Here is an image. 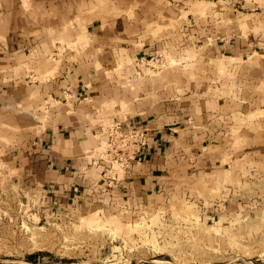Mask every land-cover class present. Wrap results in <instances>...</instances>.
Wrapping results in <instances>:
<instances>
[{
	"label": "crops",
	"instance_id": "1",
	"mask_svg": "<svg viewBox=\"0 0 264 264\" xmlns=\"http://www.w3.org/2000/svg\"><path fill=\"white\" fill-rule=\"evenodd\" d=\"M56 1L61 0H33L44 12L55 15L46 22L57 25L59 32V26L64 27L69 19L71 0L64 2L68 10L59 13ZM189 2L195 1L156 0L153 8L150 4L153 12L148 17L149 10L144 8V14L136 12L135 21L118 17L106 26L92 25L91 32L105 48L77 61L64 59L59 66H51L55 74L50 79L36 84L21 81V71L47 72L50 41L44 39L34 46L27 34L0 29V38H4L0 40V117L18 131L11 140L12 164L24 174L21 179L33 203L58 216L82 219L94 215L106 220L123 214L127 219L134 214L187 209L192 210V218L196 213L204 232L220 235L224 231L239 205L225 200L231 194L222 163L242 154V149H233L238 131L235 118L256 113L264 118V55L247 63L253 50L241 38L202 45L200 58L223 62L232 75L229 83L217 82V94L211 89L215 80L211 83L210 77L193 87L182 86L176 78L164 86L136 81L129 89L117 88L114 76L111 80L103 77L119 59H137L150 50L146 45L136 48L146 44L141 23H148L151 15L187 13ZM188 21L186 32L210 31L194 27L193 19ZM39 31L43 29L28 32ZM57 32L45 34L55 38ZM18 72V80L13 81ZM107 98L118 102L115 112L121 110L118 104H124L122 120H113L120 123L122 131L143 130L146 136L137 158L106 175L109 179L104 175L106 165L96 156L99 152L94 154L95 134L100 130L95 124L96 112ZM45 102L49 106H44ZM20 105L29 110L19 112ZM46 111L50 123L43 126L40 119ZM260 123L264 125V119ZM245 132L250 143L264 140L261 134L254 136L252 129Z\"/></svg>",
	"mask_w": 264,
	"mask_h": 264
},
{
	"label": "rangeland",
	"instance_id": "2",
	"mask_svg": "<svg viewBox=\"0 0 264 264\" xmlns=\"http://www.w3.org/2000/svg\"><path fill=\"white\" fill-rule=\"evenodd\" d=\"M65 1L55 2L57 13L69 8V19L57 32V25L46 22H51L55 15L44 12L33 0H0V29L27 34L34 46L44 39L51 43L47 72L39 75L32 68L23 69L21 81L45 82L55 74V68L50 71L51 66H59L64 59L73 62L89 52L103 50L102 40L91 32L92 25L106 26L118 17L135 21L136 12L144 8L149 10L145 14L148 17L156 2L71 0L65 8ZM193 1L187 4V13L180 12L176 17L171 14L172 19L168 18L170 14L151 15L148 23H141L146 44L136 48L146 45L150 50L137 59H119L113 67L108 66L103 77L111 80L114 76L119 82L117 88L126 89L132 82L141 80L164 86L178 79L182 86L193 87L197 81L210 77L211 83L215 80L211 89L217 94V82L229 83L232 75L223 62L200 58L202 45L213 46L215 42L222 44L241 38L246 39L253 50V54L247 55V63L264 55V0ZM188 19L195 21L194 27L210 31L186 32ZM40 29L43 31L28 32ZM48 32L60 34L53 38L45 34ZM216 64L219 67L214 66ZM17 76L19 72L12 80L17 81ZM127 77L133 80L127 81ZM41 101L39 103L43 104ZM117 103L107 98L96 112L95 124L100 130L95 134L94 154L99 152L96 156L106 168L111 165L106 155L107 128L116 120L114 117L122 120L124 110L122 103L118 104L121 110L115 112ZM48 104L45 102L44 106ZM27 110L29 107L20 105L18 111ZM43 114L45 118L40 122L44 126L50 120L48 111ZM261 119L264 118L256 113L234 120L238 131L233 149H242V154L227 157L222 164L227 170L225 184L231 194L225 200L230 199L239 206L224 231L213 235L204 232L196 213L192 218V210L187 212V209L172 208L146 216L134 214L127 219L123 214V217L106 220L94 215L82 219L68 214L58 216L40 203H33L21 179L24 174L12 164L14 143L11 140L18 131L0 117V264H264V153L260 150L264 149V140L254 139L250 143L244 137L248 129L253 130L254 136H264ZM117 168L118 165H113L112 171Z\"/></svg>",
	"mask_w": 264,
	"mask_h": 264
},
{
	"label": "built area",
	"instance_id": "3",
	"mask_svg": "<svg viewBox=\"0 0 264 264\" xmlns=\"http://www.w3.org/2000/svg\"><path fill=\"white\" fill-rule=\"evenodd\" d=\"M120 127V123L114 121L107 128L109 136L106 141L108 147L106 155L110 158L111 165L105 170V178H108L106 175H111L113 165L126 168L128 162L135 160L141 148L146 144V136L143 130L130 128L124 132ZM116 141H118L117 144Z\"/></svg>",
	"mask_w": 264,
	"mask_h": 264
}]
</instances>
